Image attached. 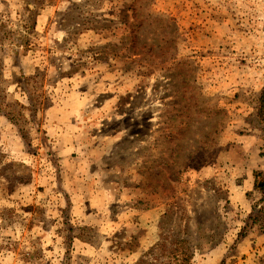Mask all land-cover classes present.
I'll list each match as a JSON object with an SVG mask.
<instances>
[{
    "label": "rangeland",
    "instance_id": "1",
    "mask_svg": "<svg viewBox=\"0 0 264 264\" xmlns=\"http://www.w3.org/2000/svg\"><path fill=\"white\" fill-rule=\"evenodd\" d=\"M263 88L264 0H0V264H264Z\"/></svg>",
    "mask_w": 264,
    "mask_h": 264
},
{
    "label": "trees",
    "instance_id": "2",
    "mask_svg": "<svg viewBox=\"0 0 264 264\" xmlns=\"http://www.w3.org/2000/svg\"><path fill=\"white\" fill-rule=\"evenodd\" d=\"M19 46H23L22 43H20ZM259 116L262 120H264V88L261 91V95L259 98ZM255 175V188L261 191L264 195V176L261 171L254 172ZM264 198V197H263ZM190 241L188 239H177L174 241V249L170 252V261L168 264H188L193 258V253L191 251L190 246L188 245ZM163 245V249H166L165 244ZM151 252L153 251L150 250ZM135 264H167V262L159 261L158 259H155V262L150 261L149 259H146L145 257L139 258Z\"/></svg>",
    "mask_w": 264,
    "mask_h": 264
},
{
    "label": "crops",
    "instance_id": "3",
    "mask_svg": "<svg viewBox=\"0 0 264 264\" xmlns=\"http://www.w3.org/2000/svg\"><path fill=\"white\" fill-rule=\"evenodd\" d=\"M257 168V169H256ZM261 170V169H264V164L263 163H260L258 164L257 166H254L252 168V170H250V172L248 173L247 175V185H246V188L245 190H240V193H239V196H238V200H240V204H243V203H246L247 201V198H246V192L248 190H254L256 191V188H255V175H254V170ZM245 193V194H244Z\"/></svg>",
    "mask_w": 264,
    "mask_h": 264
}]
</instances>
